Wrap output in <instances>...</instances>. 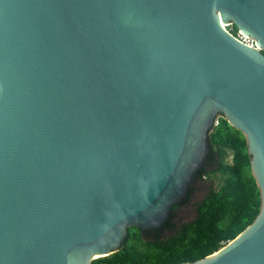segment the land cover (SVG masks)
Returning a JSON list of instances; mask_svg holds the SVG:
<instances>
[{
  "label": "water",
  "instance_id": "95a60500",
  "mask_svg": "<svg viewBox=\"0 0 264 264\" xmlns=\"http://www.w3.org/2000/svg\"><path fill=\"white\" fill-rule=\"evenodd\" d=\"M222 115L262 210L186 264H264V0H0V264H92L176 205L194 220Z\"/></svg>",
  "mask_w": 264,
  "mask_h": 264
},
{
  "label": "trees",
  "instance_id": "16d2710c",
  "mask_svg": "<svg viewBox=\"0 0 264 264\" xmlns=\"http://www.w3.org/2000/svg\"><path fill=\"white\" fill-rule=\"evenodd\" d=\"M239 34L237 26L230 28ZM232 157V160H230ZM220 174L219 188H211L196 205V217L176 226L170 219L157 230L133 227L120 252L92 264H186L221 250L251 226L262 210V193L252 169L248 139L222 115L208 132V154L189 188L196 181ZM188 199V198H187ZM171 231L164 237L165 230Z\"/></svg>",
  "mask_w": 264,
  "mask_h": 264
},
{
  "label": "rangeland",
  "instance_id": "374dc122",
  "mask_svg": "<svg viewBox=\"0 0 264 264\" xmlns=\"http://www.w3.org/2000/svg\"><path fill=\"white\" fill-rule=\"evenodd\" d=\"M230 160H232V157H230ZM204 180L214 181L216 183V188H219L221 186V183H222V177H221V175L219 173L218 174H213L212 178L205 177Z\"/></svg>",
  "mask_w": 264,
  "mask_h": 264
},
{
  "label": "flooded vegetation",
  "instance_id": "af4514ba",
  "mask_svg": "<svg viewBox=\"0 0 264 264\" xmlns=\"http://www.w3.org/2000/svg\"><path fill=\"white\" fill-rule=\"evenodd\" d=\"M200 182L201 181H196V183H195V186H197V185H199L200 184ZM192 194V193H191ZM171 217V216H170ZM175 217V216H174ZM174 217H173V219H174ZM173 219H172V221H173ZM168 231H170L169 229H167V230H165V232L164 233H166V232H168Z\"/></svg>",
  "mask_w": 264,
  "mask_h": 264
}]
</instances>
